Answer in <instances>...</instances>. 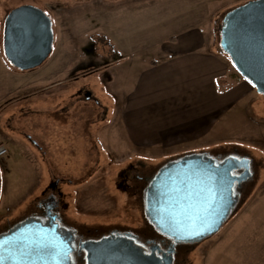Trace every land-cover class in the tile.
Returning a JSON list of instances; mask_svg holds the SVG:
<instances>
[{
	"label": "rangeland",
	"instance_id": "1",
	"mask_svg": "<svg viewBox=\"0 0 264 264\" xmlns=\"http://www.w3.org/2000/svg\"><path fill=\"white\" fill-rule=\"evenodd\" d=\"M250 1L0 0V144L8 151L0 157V228L31 213L59 179L68 223L100 234L140 229V201L118 187L123 170L157 168L180 150L236 151L252 163V180L219 232L178 263L264 264V97L254 90L205 141L177 152L138 148L120 110L150 59L171 48L167 39L213 33L220 47L226 14ZM21 5L41 8L55 37L48 60L30 71L14 68L3 49L5 18ZM85 91L100 106L84 101Z\"/></svg>",
	"mask_w": 264,
	"mask_h": 264
},
{
	"label": "water",
	"instance_id": "2",
	"mask_svg": "<svg viewBox=\"0 0 264 264\" xmlns=\"http://www.w3.org/2000/svg\"><path fill=\"white\" fill-rule=\"evenodd\" d=\"M54 40L52 20L41 8L21 5L7 14L4 55L17 70L41 67L53 52ZM219 50L229 57L240 76L264 97V0L250 1L226 14L220 28ZM194 159L187 158L185 162H194ZM237 164L234 160L228 171L219 170L221 179L228 178ZM171 169L161 174L155 185L161 195L156 199V215L162 227L171 235L190 242H201L219 232L236 208L235 195L230 189H223L219 182L212 197L209 193L207 197L197 195L196 182L190 174L186 173L185 177V171L181 170V175L175 178ZM0 257H3L0 264L8 260L10 264H68L64 239L41 225L23 227L0 237ZM124 263H129V258H124Z\"/></svg>",
	"mask_w": 264,
	"mask_h": 264
},
{
	"label": "crops",
	"instance_id": "3",
	"mask_svg": "<svg viewBox=\"0 0 264 264\" xmlns=\"http://www.w3.org/2000/svg\"><path fill=\"white\" fill-rule=\"evenodd\" d=\"M196 34L167 39L166 44L174 42L171 50L150 59L134 91L124 96V129L138 148L177 152L201 143L213 133L216 120L255 90L220 52L213 33L207 40Z\"/></svg>",
	"mask_w": 264,
	"mask_h": 264
},
{
	"label": "flooded vegetation",
	"instance_id": "4",
	"mask_svg": "<svg viewBox=\"0 0 264 264\" xmlns=\"http://www.w3.org/2000/svg\"><path fill=\"white\" fill-rule=\"evenodd\" d=\"M82 99L100 106V102L89 91L82 93ZM33 144L37 145L36 142ZM188 151L190 152L186 157L179 154L178 158L170 159L157 168L147 169L145 172L132 165L120 173L118 187L132 191V195L140 201L142 214L145 217V223L140 229H112L100 234L99 229L73 226L62 214L65 208L59 186L62 180L55 179L42 198L37 201L31 213L0 228V237L23 227L41 225L64 239L68 264H125L126 257L129 258L127 264L132 262L134 264H179L180 256L182 257L191 247L212 235L201 242H190L171 235L162 227L156 215L158 210L156 199H159L161 195L155 190L156 182L161 174L172 167H174L171 170L174 171L175 178L181 175V170L185 171V177H187L186 173L187 175L189 173L192 180L196 182L194 186L198 190H195V193L204 197H207L208 193L212 197L216 193L217 182H219L226 191L230 189L237 198V202L244 193L248 181L252 180L250 176L253 174V165L250 160L236 151H232L231 155L206 150ZM189 157H195L194 162H185V159ZM234 160L237 161L238 166L230 171L228 178L231 182L228 178L221 179L218 171L224 169L228 171L229 166L234 164ZM141 166L143 167V164ZM35 249L38 250L37 247ZM122 252H126L125 256L118 255L116 258H111ZM6 264H10L9 260Z\"/></svg>",
	"mask_w": 264,
	"mask_h": 264
},
{
	"label": "built area",
	"instance_id": "5",
	"mask_svg": "<svg viewBox=\"0 0 264 264\" xmlns=\"http://www.w3.org/2000/svg\"><path fill=\"white\" fill-rule=\"evenodd\" d=\"M6 154H7V148L3 144H0V157Z\"/></svg>",
	"mask_w": 264,
	"mask_h": 264
},
{
	"label": "snow or ice",
	"instance_id": "6",
	"mask_svg": "<svg viewBox=\"0 0 264 264\" xmlns=\"http://www.w3.org/2000/svg\"><path fill=\"white\" fill-rule=\"evenodd\" d=\"M2 260H3V257H0V262H2Z\"/></svg>",
	"mask_w": 264,
	"mask_h": 264
},
{
	"label": "trees",
	"instance_id": "7",
	"mask_svg": "<svg viewBox=\"0 0 264 264\" xmlns=\"http://www.w3.org/2000/svg\"><path fill=\"white\" fill-rule=\"evenodd\" d=\"M237 71V70H236ZM242 77V76H241Z\"/></svg>",
	"mask_w": 264,
	"mask_h": 264
}]
</instances>
